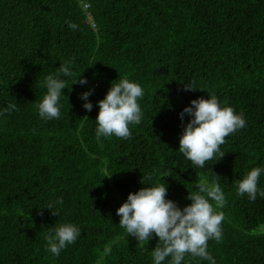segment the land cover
<instances>
[{"label":"trees","instance_id":"1","mask_svg":"<svg viewBox=\"0 0 264 264\" xmlns=\"http://www.w3.org/2000/svg\"><path fill=\"white\" fill-rule=\"evenodd\" d=\"M69 61L60 117L42 119L45 78ZM78 77L87 83L73 85ZM122 78L143 90L141 122L128 139L97 140L98 102ZM212 95L246 126L200 168L179 152L191 119L180 114ZM9 104L16 109L0 115V264H154L158 237L128 236L119 207L164 184L183 210L198 183L213 182L226 204L209 200L224 219L208 253L215 264H264V171L254 202L237 195L240 180L264 169V0H0V112ZM63 224L80 235L55 256L46 237ZM181 264L210 261L186 254Z\"/></svg>","mask_w":264,"mask_h":264},{"label":"clouds","instance_id":"2","mask_svg":"<svg viewBox=\"0 0 264 264\" xmlns=\"http://www.w3.org/2000/svg\"><path fill=\"white\" fill-rule=\"evenodd\" d=\"M68 26L72 30L77 28L74 23H69ZM70 64L71 61L61 64L56 76L49 75L45 78L47 93L42 102L36 105L42 119L60 117L58 102L62 95L61 90L67 88L66 81L60 77L74 75L70 70ZM79 77L73 85L87 83ZM184 90L195 91L190 84H186ZM90 95L91 92H85L81 99L87 100ZM143 95L141 86L127 78L112 83L105 98L98 102L99 112L95 120L97 140L102 136L107 138L113 135L121 139L130 138L129 125H138L142 119L138 98ZM83 107L90 112L93 106L91 103H85ZM15 109V104H9L0 115L11 114ZM185 114L191 119L179 139V152L200 168L205 166L206 161L215 157L227 136L246 126L242 114H236L231 107L222 108L214 95L207 99L191 101V106L180 114L181 121ZM220 156L223 158L225 154L220 153ZM262 171L264 169L254 168L240 180L237 195L243 197L247 194L249 200L254 202L258 194V178ZM197 187L199 191L188 195L187 199L191 204L183 210L165 198L167 188L164 184L144 187L134 194H129L127 201L117 210L116 214L120 217L119 226L126 230L128 236L138 242H148L153 234L158 237V244L152 251L154 264H162L167 257H171L170 264H181L186 254L215 264V260L207 251L208 241L210 239L221 241L220 226L224 215L222 212L217 213L209 200L215 202L216 208H223L226 199L218 182L211 185L198 183ZM259 195L264 197V191H259ZM50 207L47 209L50 210ZM51 213L56 215L52 211ZM79 235L80 230L75 225H60L55 228L54 234L50 233L46 237V250L59 256L61 250L73 244Z\"/></svg>","mask_w":264,"mask_h":264},{"label":"built area","instance_id":"3","mask_svg":"<svg viewBox=\"0 0 264 264\" xmlns=\"http://www.w3.org/2000/svg\"><path fill=\"white\" fill-rule=\"evenodd\" d=\"M83 8H84V10L86 11L87 8H88L87 4H83Z\"/></svg>","mask_w":264,"mask_h":264}]
</instances>
